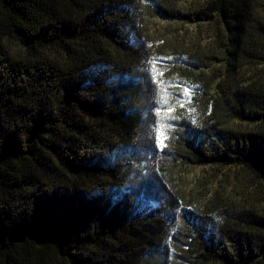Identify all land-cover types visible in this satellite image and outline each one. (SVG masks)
I'll return each mask as SVG.
<instances>
[{
    "label": "trees",
    "instance_id": "1",
    "mask_svg": "<svg viewBox=\"0 0 264 264\" xmlns=\"http://www.w3.org/2000/svg\"><path fill=\"white\" fill-rule=\"evenodd\" d=\"M0 264H264V0H0Z\"/></svg>",
    "mask_w": 264,
    "mask_h": 264
},
{
    "label": "rangeland",
    "instance_id": "2",
    "mask_svg": "<svg viewBox=\"0 0 264 264\" xmlns=\"http://www.w3.org/2000/svg\"><path fill=\"white\" fill-rule=\"evenodd\" d=\"M173 144H176L174 142V139L173 138H169L168 140H166L164 142L163 145H160V150L162 151V153L164 154V157L165 159L169 160V158H171V155H170V149H171V146ZM179 167V171H180V174L185 177V175H188L190 174L193 170H195V167L193 166H184L183 164H181ZM135 171H134V174H135V177H137L138 180H146V179H149L148 181L152 180L151 179V173H148V170H147V167H145L143 161L140 159L138 164L136 165L135 167ZM155 187V186H154ZM177 210V213L173 219V222L175 223V229L178 228H182L183 226V216L181 215L182 214V209H176ZM173 233L172 232H168L167 234L164 235V240L168 243V245L170 247H175V238H173Z\"/></svg>",
    "mask_w": 264,
    "mask_h": 264
}]
</instances>
